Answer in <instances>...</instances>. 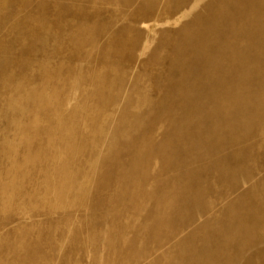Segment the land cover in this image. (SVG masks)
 <instances>
[{
  "label": "rangeland",
  "instance_id": "obj_1",
  "mask_svg": "<svg viewBox=\"0 0 264 264\" xmlns=\"http://www.w3.org/2000/svg\"><path fill=\"white\" fill-rule=\"evenodd\" d=\"M0 264H264V0H0Z\"/></svg>",
  "mask_w": 264,
  "mask_h": 264
}]
</instances>
